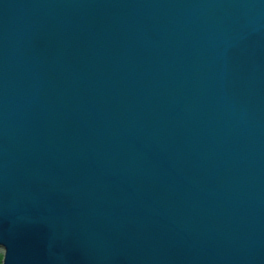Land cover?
<instances>
[{
	"label": "water",
	"instance_id": "water-1",
	"mask_svg": "<svg viewBox=\"0 0 264 264\" xmlns=\"http://www.w3.org/2000/svg\"><path fill=\"white\" fill-rule=\"evenodd\" d=\"M1 264H264V0H0Z\"/></svg>",
	"mask_w": 264,
	"mask_h": 264
},
{
	"label": "rangeland",
	"instance_id": "rangeland-1",
	"mask_svg": "<svg viewBox=\"0 0 264 264\" xmlns=\"http://www.w3.org/2000/svg\"><path fill=\"white\" fill-rule=\"evenodd\" d=\"M2 254H3V250H2V248H0V264H1V262H2V261H1V260H2V256H3Z\"/></svg>",
	"mask_w": 264,
	"mask_h": 264
}]
</instances>
